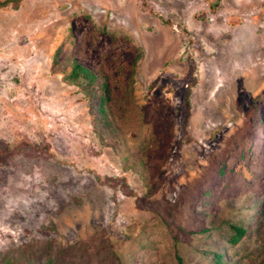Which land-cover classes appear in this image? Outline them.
Segmentation results:
<instances>
[{
  "label": "rangeland",
  "instance_id": "374dc122",
  "mask_svg": "<svg viewBox=\"0 0 264 264\" xmlns=\"http://www.w3.org/2000/svg\"><path fill=\"white\" fill-rule=\"evenodd\" d=\"M8 1L0 264H264V0Z\"/></svg>",
  "mask_w": 264,
  "mask_h": 264
},
{
  "label": "trees",
  "instance_id": "16d2710c",
  "mask_svg": "<svg viewBox=\"0 0 264 264\" xmlns=\"http://www.w3.org/2000/svg\"><path fill=\"white\" fill-rule=\"evenodd\" d=\"M9 1H1L0 6H5L8 4ZM70 77L72 80H79L82 79L84 84L82 85V89L86 93V96H89L90 99L93 96H98V102L95 104V109H96V117H99L100 119H106V109H105V104L109 99V87L106 83V81H101L99 80L97 75L90 71L89 69L83 67L81 64L74 62L72 64V69H71V74ZM235 230V234L232 238L233 242L238 241L241 236L244 233V230L238 227L233 228ZM220 256L217 255L216 259L219 262L220 261ZM179 264H182V261L179 260Z\"/></svg>",
  "mask_w": 264,
  "mask_h": 264
}]
</instances>
